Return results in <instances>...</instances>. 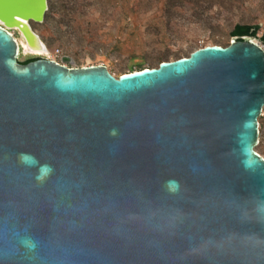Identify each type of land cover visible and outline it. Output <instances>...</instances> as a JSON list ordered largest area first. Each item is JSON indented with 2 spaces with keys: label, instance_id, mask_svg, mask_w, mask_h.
I'll list each match as a JSON object with an SVG mask.
<instances>
[{
  "label": "water",
  "instance_id": "obj_1",
  "mask_svg": "<svg viewBox=\"0 0 264 264\" xmlns=\"http://www.w3.org/2000/svg\"><path fill=\"white\" fill-rule=\"evenodd\" d=\"M47 11L0 0V264H264L254 38L118 77L20 64L10 30L47 50Z\"/></svg>",
  "mask_w": 264,
  "mask_h": 264
},
{
  "label": "rangeland",
  "instance_id": "obj_2",
  "mask_svg": "<svg viewBox=\"0 0 264 264\" xmlns=\"http://www.w3.org/2000/svg\"><path fill=\"white\" fill-rule=\"evenodd\" d=\"M68 7L49 24L30 25L49 54L58 49L71 59L69 68L101 65L114 77L155 68L205 46L227 47L237 23L259 25L253 40L264 50V0H71ZM10 33L24 42L18 30ZM32 57L21 53L18 62ZM259 142L255 151L264 158L260 133Z\"/></svg>",
  "mask_w": 264,
  "mask_h": 264
},
{
  "label": "trees",
  "instance_id": "obj_3",
  "mask_svg": "<svg viewBox=\"0 0 264 264\" xmlns=\"http://www.w3.org/2000/svg\"><path fill=\"white\" fill-rule=\"evenodd\" d=\"M69 1H71V0H48V11L45 13L43 23H41V24L33 23V24L39 25V26L49 24L50 22L53 21V15L55 13H61V14H63V16L66 15L70 10V8L68 7ZM62 22H59V23H62ZM259 30H260L259 25H252L249 23H237L233 26L232 30L230 31L229 37L230 38L238 37L239 39H242L244 37H253L254 38L257 35ZM51 41L52 42L56 41V39H51ZM261 41L264 44V34L262 36ZM179 58L180 57H178L177 59H179ZM35 59H37V58H30V59H27V60L21 62L20 64L25 65L31 61H34ZM157 67H158V65L155 68H157ZM141 69H144V68H141V66H139L138 69L134 70V71H138ZM129 72H131V71H129ZM258 122H259L260 134L264 135V117H262V116L259 117ZM259 144H260V142H259Z\"/></svg>",
  "mask_w": 264,
  "mask_h": 264
},
{
  "label": "bare ground",
  "instance_id": "obj_4",
  "mask_svg": "<svg viewBox=\"0 0 264 264\" xmlns=\"http://www.w3.org/2000/svg\"><path fill=\"white\" fill-rule=\"evenodd\" d=\"M18 45L20 47V53H23V54H26V55H34V56H48L49 55V52L47 50L41 51V50H31V49H29L24 42H21V44L18 43Z\"/></svg>",
  "mask_w": 264,
  "mask_h": 264
},
{
  "label": "built area",
  "instance_id": "obj_5",
  "mask_svg": "<svg viewBox=\"0 0 264 264\" xmlns=\"http://www.w3.org/2000/svg\"><path fill=\"white\" fill-rule=\"evenodd\" d=\"M38 57H40V56H34V55H33L32 58H38ZM44 57H45L46 59L53 60V61H55V62L58 63V64H62V65H64V66L68 67L67 64H63V63L60 62V59H61V53H60V51H59L58 49L54 50V51L52 52V54H49L48 56H44ZM44 57H43V58H44ZM68 68H69V67H68Z\"/></svg>",
  "mask_w": 264,
  "mask_h": 264
}]
</instances>
